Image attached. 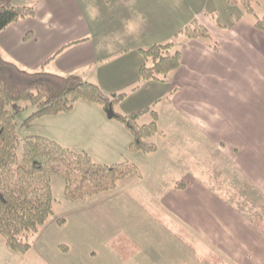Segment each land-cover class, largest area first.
Returning <instances> with one entry per match:
<instances>
[{
  "label": "crops",
  "instance_id": "1",
  "mask_svg": "<svg viewBox=\"0 0 264 264\" xmlns=\"http://www.w3.org/2000/svg\"><path fill=\"white\" fill-rule=\"evenodd\" d=\"M202 1L194 8L193 0H41L33 16L0 32L4 57L25 69L78 74L106 93L132 94L121 113L165 99L157 109L164 138L191 156L178 159L181 179L169 180L175 156L145 153L156 184L129 185L139 198L117 187L53 217L35 239V261L264 264V41L254 38L251 22L215 23ZM182 7L189 11L178 22ZM195 19L219 47L181 36V66L168 80L141 79L142 50L173 40ZM177 115L188 123L163 124ZM42 118L52 127L44 135L97 162L138 154L128 149L131 132L99 104L82 100L69 113Z\"/></svg>",
  "mask_w": 264,
  "mask_h": 264
},
{
  "label": "trees",
  "instance_id": "2",
  "mask_svg": "<svg viewBox=\"0 0 264 264\" xmlns=\"http://www.w3.org/2000/svg\"><path fill=\"white\" fill-rule=\"evenodd\" d=\"M0 0V32L10 24L33 16L41 0ZM23 1V2H22ZM241 4L248 15H256L255 4L261 0H227ZM255 26L264 31V17H256ZM205 39L216 48L209 28L195 19L180 29L173 40L143 49L144 61L139 74L143 80L165 82L171 72L181 66L179 38ZM125 93H106L99 84L84 80L78 74L31 71L4 57L0 51V240L13 252L27 253L54 213L52 178L65 181V198L88 200L117 188L118 183L135 174L142 177L138 165L129 159L116 163L95 161L87 151L74 150L42 134L21 136L19 113L21 103L36 111L26 120L71 112L79 101L103 107L109 118L117 120L131 132L129 151L153 153L158 145L150 138L164 134L159 127V113L153 107L121 113L115 107ZM152 120L140 123L145 113ZM186 183L178 182V187ZM63 224L64 221H59ZM66 250V248H65Z\"/></svg>",
  "mask_w": 264,
  "mask_h": 264
},
{
  "label": "rangeland",
  "instance_id": "3",
  "mask_svg": "<svg viewBox=\"0 0 264 264\" xmlns=\"http://www.w3.org/2000/svg\"><path fill=\"white\" fill-rule=\"evenodd\" d=\"M26 1L30 2L28 0H26ZM193 1H194V5L192 4V6H194V8H197V5L201 4L200 0H193ZM204 1H205V15L212 18V21L214 20L215 23L237 24V25L243 27L245 25L246 21H248V22H251L252 26L254 27L256 17H258L260 19H262L264 17V0H261L255 4V10H256L255 16L254 15H248L245 12V10L243 9V7L241 6V4L232 5L227 0H203L202 2L204 3ZM13 2L15 4L21 3L20 0H13ZM30 3H32V2H30ZM185 10L189 11L188 7H182V8L178 9V22H180L181 17L183 16L182 11H185ZM243 19H245V20H243ZM255 30L256 31L254 34V38L256 40H259V42L264 41V33H263L264 31L259 30L257 27ZM6 58H8V57L6 56ZM131 95L132 94H129L127 97L124 98L125 100L122 102L123 104L121 103L122 107L126 106L127 109L129 108L130 103H132V101H133L131 99V97H132ZM165 103H166L165 99H163V102L161 104H159L157 107H154V109L157 110L158 108H160V106L163 107L165 105ZM121 104H119L115 107V109L117 111H119L121 109V106H120ZM184 104H186V103H184ZM193 104L201 105L200 102L199 103L193 102ZM27 105H28V103H24V102L21 103V105H20V107H22V111L19 113L18 118H17V121L19 123L20 135L21 136L34 135V134L44 135L45 132H46V134H48L47 130L49 128H52V127L48 126V123H47V121L50 119L35 118L30 123H26V120L32 115V113H34L36 111L35 107H33V106L26 107ZM199 116H201L202 121L205 120V115H202L200 113ZM151 118H152V115L150 112L145 113L144 116H141V118L139 119V122L140 123L150 122L152 120ZM165 118L166 119H165V122H163V124L165 126H167V128H169V125H171V123H182L181 121L188 123L187 121L184 120V118L181 115H177V118L173 119L172 121H170V119H169L170 116H166ZM192 129L193 130H190V134L196 135L197 128L192 127ZM188 133H189V131H188ZM49 136H51L53 138L55 137L51 134L50 131H49ZM150 139L158 145V149L160 151V152H158L159 155H168L169 156L170 154H173L175 156V157H172V156H170V157L172 158V167H176V170H171L168 172L169 176H170V177H168V179L169 180H171V178L181 179V177H180L181 171H180L179 167L177 166V165H180V162H178V159H181L183 157V158H187V160L190 161L191 156L189 154H186L184 151L180 152L179 151L180 147L176 146L173 143L171 136L168 138H166V137L164 138V134H157L154 137H151ZM154 154H155V152H154ZM141 155H143V157H141ZM144 155H146V154L143 152H138V154H136V156H131V159L129 157H127V158H129V160H131L132 162H134L138 165L142 174L144 172L145 176H151V177H147L146 180H144V182H142V180H140L139 177H137L135 174H132V175H129L128 178L121 180L117 185L118 188L128 187L129 185H135V187H137L138 183H144L148 187H152L153 184H156V182L153 179L155 174L154 173L151 174L150 172H148V165H147L148 164L147 163L148 158H145ZM194 160H195L194 162H196L195 158H194ZM152 176H153V178H152ZM164 182L167 184V179H164ZM52 186H53V196H54V201H53L54 213L51 216L52 218L55 216H61L65 211L70 210L77 203H78L77 205H84V204H86L87 201L88 202L91 201V199L90 200L88 199L85 202L81 201V200L80 201L78 200L76 202L72 201V200H67L65 198V181L59 175L53 176ZM129 189L135 197L139 198L136 190L133 191L134 187H131ZM111 191H113V190H111ZM33 251L34 250L32 249L27 253L13 252L4 244V242L2 240H0V264H42L39 261L37 262V260L35 261L34 257L36 254H34Z\"/></svg>",
  "mask_w": 264,
  "mask_h": 264
}]
</instances>
